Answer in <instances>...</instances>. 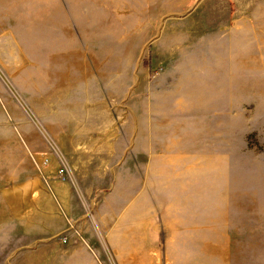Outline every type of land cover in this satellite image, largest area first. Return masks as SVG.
Masks as SVG:
<instances>
[{
  "label": "rangeland",
  "instance_id": "374dc122",
  "mask_svg": "<svg viewBox=\"0 0 264 264\" xmlns=\"http://www.w3.org/2000/svg\"><path fill=\"white\" fill-rule=\"evenodd\" d=\"M33 232L264 264V0H0V264Z\"/></svg>",
  "mask_w": 264,
  "mask_h": 264
},
{
  "label": "crops",
  "instance_id": "0c3cea01",
  "mask_svg": "<svg viewBox=\"0 0 264 264\" xmlns=\"http://www.w3.org/2000/svg\"><path fill=\"white\" fill-rule=\"evenodd\" d=\"M31 235L33 236H27V242L31 239L34 242L28 245L24 243L18 250L19 260L24 259V264H108L104 257L101 258L106 253V248L115 255L117 264H132L136 259L130 250L129 253L121 252L120 247L112 242L113 236L109 239L111 247L103 249L92 243L91 238L85 242H73V238L68 237V242L62 243L60 238L50 240L41 232H33ZM83 238L87 239L86 236ZM42 255L45 257L41 259ZM30 256L34 258L33 263L27 262Z\"/></svg>",
  "mask_w": 264,
  "mask_h": 264
},
{
  "label": "built area",
  "instance_id": "2783aa9c",
  "mask_svg": "<svg viewBox=\"0 0 264 264\" xmlns=\"http://www.w3.org/2000/svg\"><path fill=\"white\" fill-rule=\"evenodd\" d=\"M60 172L62 174V171H60ZM61 240H62V242H66L67 241V238L66 237H63Z\"/></svg>",
  "mask_w": 264,
  "mask_h": 264
}]
</instances>
